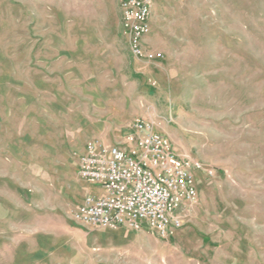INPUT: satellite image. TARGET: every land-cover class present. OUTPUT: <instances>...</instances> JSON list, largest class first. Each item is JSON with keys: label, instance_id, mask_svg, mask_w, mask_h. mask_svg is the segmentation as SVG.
Returning <instances> with one entry per match:
<instances>
[{"label": "rangeland", "instance_id": "1", "mask_svg": "<svg viewBox=\"0 0 264 264\" xmlns=\"http://www.w3.org/2000/svg\"><path fill=\"white\" fill-rule=\"evenodd\" d=\"M134 58L117 0H0V264H264V0H156ZM142 117L195 173L169 237L85 224V141Z\"/></svg>", "mask_w": 264, "mask_h": 264}, {"label": "built area", "instance_id": "2", "mask_svg": "<svg viewBox=\"0 0 264 264\" xmlns=\"http://www.w3.org/2000/svg\"><path fill=\"white\" fill-rule=\"evenodd\" d=\"M120 30L131 55L142 61L161 60L163 53L147 46L150 16L156 0H117ZM79 177L101 193L84 195L73 219L108 228L147 227L169 237L182 225L177 209L197 200L195 173L213 170L194 158L181 157L151 120L136 117L122 140L85 141L78 153Z\"/></svg>", "mask_w": 264, "mask_h": 264}, {"label": "crops", "instance_id": "3", "mask_svg": "<svg viewBox=\"0 0 264 264\" xmlns=\"http://www.w3.org/2000/svg\"><path fill=\"white\" fill-rule=\"evenodd\" d=\"M133 120V119H132ZM131 120V121H132ZM131 121L128 123V124H125L124 126H123V131H122V134H121V137L125 134V132H126V130H127V128H128V125L131 123ZM100 140H102V139H100ZM103 141V140H102ZM104 142H106V141H104ZM110 143V142H109Z\"/></svg>", "mask_w": 264, "mask_h": 264}]
</instances>
